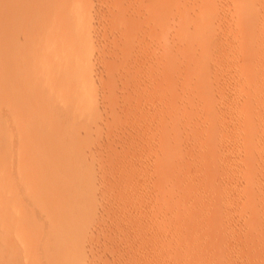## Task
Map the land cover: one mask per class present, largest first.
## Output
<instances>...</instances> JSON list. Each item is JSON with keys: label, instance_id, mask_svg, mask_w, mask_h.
I'll return each mask as SVG.
<instances>
[{"label": "rangeland", "instance_id": "rangeland-1", "mask_svg": "<svg viewBox=\"0 0 264 264\" xmlns=\"http://www.w3.org/2000/svg\"><path fill=\"white\" fill-rule=\"evenodd\" d=\"M0 1V264H264V0Z\"/></svg>", "mask_w": 264, "mask_h": 264}, {"label": "bare ground", "instance_id": "bare-ground-1", "mask_svg": "<svg viewBox=\"0 0 264 264\" xmlns=\"http://www.w3.org/2000/svg\"><path fill=\"white\" fill-rule=\"evenodd\" d=\"M36 1V0H35ZM204 1V0H203ZM202 1V2H203ZM1 2V1H0ZM6 2H7V0H3V6L6 4ZM33 2V1H32ZM17 5V4H16ZM23 5V4H22ZM7 6V5H6ZM6 6H5V8H6ZM37 7V6H36ZM199 7V6H198ZM8 8V7H7ZM22 8V7H21ZM13 9V8H12ZM26 9V8H25ZM31 9V8H30ZM35 10V9H34ZM25 11V10H24ZM24 11H22L20 14L21 15H23V17H27L28 16V14H29V16H30V14H32L33 13V9H32V11H31V13H30V11L27 9L26 11H27V13H25ZM36 11V10H35ZM14 12V11H13ZM29 12V13H28ZM7 14V13H6ZM6 14H5V16H4V18H3V22L2 23H5V25L3 24V26H8L7 24L8 23H6L7 22V18L5 19V17H6ZM9 14V13H8ZM27 14V15H26ZM17 15V14H16ZM17 17V16H16ZM203 17V16H202ZM4 19L6 20V21H4ZM14 20V19H13ZM9 21V20H8ZM26 22V21H25ZM195 22V21H194ZM258 22V21H257ZM17 24L19 23V21L18 22H16ZM15 23V24H16ZM249 23H250V21H249ZM10 24V23H9ZM193 24V23H192ZM251 24H253V23H251ZM255 24V23H254ZM219 24L217 23V26H218ZM249 25V24H248ZM256 26H258V25H256ZM13 27V26H12ZM16 27V26H15ZM23 27V26H22ZM53 27V26H52ZM188 27V26H187ZM27 28V27H26ZM32 28H33V26H32ZM248 28V27H247ZM257 28V27H256ZM16 29V28H15ZM236 29V28H235ZM238 29H239V27H238ZM23 30H24V28H23ZM30 30V29H29ZM187 30V29H186ZM237 30V29H236ZM240 30V29H239ZM264 30V29H263ZM241 31H243V28L241 29ZM17 32H18V30H17ZM31 32V31H30ZM33 32V31H32ZM37 32V31H36ZM212 32V31H211ZM238 32V31H237ZM3 33V32H2ZM228 33V32H227ZM7 34L9 35V33L7 32ZM221 34V33H220ZM264 34V33H263ZM214 35V34H213ZM217 35V34H216ZM262 35V34H261ZM35 36V35H34ZM208 36V35H207ZM218 37V36H217ZM27 38V37H26ZM241 38V37H240ZM3 39V38H2ZM216 39V38H215ZM220 39V38H219ZM227 39V38H226ZM212 40V39H211ZM218 40V39H217ZM258 40V39H257ZM214 41V40H213ZM255 40H253V42H254ZM262 41V40H261ZM255 42H257V41H255ZM33 43V42H32ZM150 43V42H149ZM238 44V43H237ZM257 44V43H256ZM261 44V43H260ZM195 45V44H194ZM219 45V44H218ZM260 46V45H259ZM245 48H246V46H244ZM261 47V46H260ZM259 47V48H260ZM189 48V47H188ZM212 48V47H211ZM251 48H252V45H251ZM257 48V47H256ZM187 50V49H186ZM216 50H217V47H216ZM221 50V49H220ZM255 50V49H254ZM259 50V49H258ZM215 51V50H214ZM248 51V50H247ZM259 52V51H258ZM249 54H252L251 52H249ZM259 54V53H258ZM257 54V55H258ZM263 54V53H262ZM261 54V55H262ZM255 55V54H254ZM260 55V56H261ZM253 57V56H252ZM255 57V56H254ZM264 58V57H263ZM217 59V58H216ZM255 59V58H254ZM222 61V60H221ZM257 62V61H256ZM210 63V62H209ZM218 64V63H217ZM219 64H220V62H219ZM30 65V64H29ZM200 66V65H199ZM80 67V66H79ZM191 67V66H190ZM198 68V67H197ZM208 69V68H207ZM206 70V69H205ZM209 70V69H208ZM63 71V70H62ZM207 71V70H206ZM205 71V72H206ZM260 71V70H259ZM192 72H195V71H192ZM210 72V71H209ZM48 73V72H47ZM46 73V74H47ZM203 73H204V71H203ZM208 73V72H207ZM258 73V72H257ZM206 74V73H205ZM40 75V74H39ZM254 74H252V76H253ZM263 76V75H262ZM30 77V76H29ZM61 77V76H60ZM208 77V76H207ZM206 77V78H207ZM209 77H210V75H209ZM264 77V76H263ZM70 78V77H69ZM212 78V77H211ZM210 78V79H211ZM216 78H217V76H216ZM52 79V78H51ZM208 79V78H207ZM209 79V80H210ZM229 79V78H228ZM228 79H226V80H228ZM217 80V79H216ZM225 80V81H226ZM249 80H251V78L249 79ZM212 81V80H211ZM56 82H57V80H56ZM187 82V81H186ZM188 82H190V81H188ZM210 82V81H209ZM244 82V81H243ZM182 83V82H181ZM207 83H208V81H207ZM226 83H227V81H226ZM231 83V82H230ZM234 83V82H233ZM192 84V83H191ZM210 84H212L211 82H210ZM228 84V83H227ZM253 84V83H252ZM259 84V83H258ZM186 85V84H185ZM222 85V84H221ZM262 85H264V84H262ZM261 85V86H262ZM211 86H213V85H211ZM186 87V86H185ZM187 87H189V86H187ZM215 87V86H214ZM231 87H233V86H231ZM230 87V88H231ZM264 87V86H263ZM207 88H209V86L207 87ZM240 88V87H239ZM210 89H211V87H210ZM223 89H226V88H223ZM236 89V88H235ZM256 89H257V87H256ZM222 90V89H221ZM233 90V89H232ZM255 90V89H254ZM219 91V90H218ZM214 92V91H213ZM210 93H212V91L210 92ZM255 93V92H254ZM57 94V93H56ZM172 95V94H171ZM263 96V95H262ZM222 97V96H221ZM257 97V96H256ZM261 97V96H260ZM264 97V96H263ZM253 98V97H252ZM157 99V98H156ZM173 99V98H172ZM179 99V98H178ZM264 99V98H263ZM191 101H192V99H191ZM203 101V100H202ZM219 101V100H218ZM244 101H245V99H244ZM171 102V101H170ZM214 102V101H213ZM241 102V101H240ZM199 103H200V101H199ZM203 102H201V104H202ZM215 104V103H214ZM238 104H239V102H238ZM246 104V103H245ZM255 104V103H254ZM199 105V104H198ZM243 105V104H242ZM200 106H202V105H200ZM247 106V105H246ZM166 107H168V106H166ZM178 107V106H177ZM240 107H241V105H240ZM200 108V107H199ZM215 108H216V106H215ZM218 108V107H217ZM216 108V109H217ZM220 108V107H219ZM250 108V107H249ZM262 108V107H261ZM238 109H239V107H238ZM203 110V109H202ZM218 110V109H217ZM240 110V109H239ZM242 111V110H241ZM260 111H262V110H260ZM45 112H47V111H45ZM237 112V111H236ZM256 112V111H255ZM190 113V112H189ZM234 113V112H233ZM254 113V112H253ZM260 113V112H259ZM214 114V113H213ZM221 114V113H220ZM241 114H242V112H241ZM233 115H235V114H233ZM254 116V115H253ZM257 116V115H256ZM239 117V116H238ZM158 118V117H157ZM176 118V117H175ZM214 118V117H213ZM216 118H218V117H216ZM241 118V117H240ZM225 119V118H224ZM255 120H257V119H255ZM258 120H259V118H258ZM216 121V120H215ZM232 121V120H231ZM261 121V120H260ZM238 123V122H237ZM240 123V122H239ZM242 123V122H241ZM256 124V123H255ZM258 124V123H257ZM208 127H210V126H207L206 128H208ZM214 127H216V126H214ZM219 127V126H218ZM221 128V127H220ZM219 128V129H220ZM190 129V128H189ZM211 129H215V128H211ZM257 129H259V128H257ZM161 130V129H160ZM195 130V129H194ZM205 131V130H204ZM219 131V130H218ZM230 131V130H229ZM187 132V131H186ZM190 132V131H189ZM212 132H214V130L213 131H211V134H213L214 135V133H212ZM257 132H259V131H257ZM263 132V131H262ZM171 133V132H170ZM260 134V133H259ZM263 134V133H262ZM261 135V134H260ZM136 136V135H135ZM198 136V135H197ZM231 136V135H230ZM184 137V136H183ZM212 137V136H211ZM225 137V136H224ZM263 138V137H262ZM158 139V138H157ZM164 139V138H163ZM169 139V138H168ZM213 139V138H212ZM212 139H210V140H212ZM166 140V139H165ZM260 140H261V138H260ZM161 142V141H160ZM219 142V141H218ZM243 142V141H242ZM209 143V142H208ZM173 144V143H172ZM221 144V143H220ZM262 144H264V143H262ZM262 144H261V146H262ZM217 145V144H216ZM219 145V144H218ZM228 145V144H227ZM164 146H166V145H164ZM213 146V145H212ZM163 148V147H162ZM200 148V147H199ZM202 149V148H201ZM213 149V148H212ZM259 149V148H258ZM257 149V150H258ZM262 149H264V148H262ZM169 151V150H168ZM256 152V151H255ZM261 152V151H260ZM180 153V152H179ZM184 153V152H183ZM170 154H172V153H170ZM178 155V154H177ZM176 155V156H177ZM207 155V154H206ZM215 155V154H214ZM240 155V154H239ZM180 156V155H179ZM216 156V155H215ZM241 156V155H240ZM156 157V156H155ZM167 157V156H166ZM184 157V156H183ZM214 157V156H213ZM203 158V157H202ZM243 158V157H242ZM264 158V157H263ZM239 159H241V158H239ZM159 160V159H158ZM263 161V160H262ZM179 164V163H178ZM212 164V163H211ZM172 166V165H171ZM178 167V166H177ZM181 168V167H180ZM234 172V171H233ZM4 183V182H3ZM165 186V185H164ZM170 187V186H169ZM217 192V191H216ZM6 200V199H5ZM5 202V201H4ZM216 209V208H215ZM3 210V209H2ZM5 210V209H4ZM15 213V212H14ZM13 214V213H12ZM207 219V218H206ZM194 220V219H193ZM192 220V221H193ZM199 222V221H198ZM219 228V227H218ZM203 234V233H202ZM183 256V255H182Z\"/></svg>", "mask_w": 264, "mask_h": 264}]
</instances>
